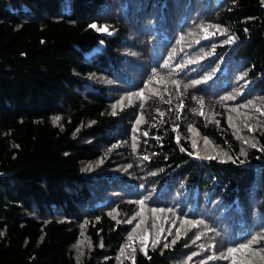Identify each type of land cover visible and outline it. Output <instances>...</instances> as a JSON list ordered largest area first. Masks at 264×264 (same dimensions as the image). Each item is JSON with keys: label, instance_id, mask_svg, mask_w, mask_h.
<instances>
[{"label": "trees", "instance_id": "obj_1", "mask_svg": "<svg viewBox=\"0 0 264 264\" xmlns=\"http://www.w3.org/2000/svg\"><path fill=\"white\" fill-rule=\"evenodd\" d=\"M238 256L264 264V0H0V264Z\"/></svg>", "mask_w": 264, "mask_h": 264}, {"label": "rangeland", "instance_id": "obj_2", "mask_svg": "<svg viewBox=\"0 0 264 264\" xmlns=\"http://www.w3.org/2000/svg\"><path fill=\"white\" fill-rule=\"evenodd\" d=\"M101 33H103V34H106V35H108L105 31H101ZM100 45L99 46H97V47H95L94 48V51L95 50H99L100 49ZM142 211H143V213H144V215H150L151 214V212H147V211H145V210H143L142 209ZM170 216L168 215V214H160V213H158V214H153V218H169ZM138 220L140 221V220H142V218H138ZM179 222H183V219L182 218H180V220H179ZM144 224H147L148 225V227L147 228H152L153 230H154V232H156V231H158V229H160V227H158V226H156L152 221H150L149 219H147V218H144ZM140 228V231L143 233V232H145L146 231V229H145V227L143 226V225H141V224H139L138 225ZM148 229V230H149ZM238 251V250H237ZM236 251V252H237ZM246 252V250H240V252ZM228 252H230L229 250H228ZM231 253V252H230ZM239 258V261H240V263L239 264H255V263H252V261L249 259L248 260V257H243V258H241L240 256H238ZM257 264H261V263H257Z\"/></svg>", "mask_w": 264, "mask_h": 264}, {"label": "snow or ice", "instance_id": "obj_3", "mask_svg": "<svg viewBox=\"0 0 264 264\" xmlns=\"http://www.w3.org/2000/svg\"><path fill=\"white\" fill-rule=\"evenodd\" d=\"M90 27H92V28H97V25L96 24H92V25H90ZM99 31H108V29L106 28V27H104V28H100V29H98ZM230 40H231V38L229 39V42H230ZM198 83H200V81H194L193 82V86L195 85V84H198ZM185 87H188V86H185ZM141 96L143 95V93H141L140 94ZM231 98H233V97H225L224 99H231ZM201 103H202V101H201ZM141 107H142V105H141ZM201 115H203V113L201 112ZM145 135H147V133H145ZM177 140H179V138L177 137ZM205 143H207V141H205ZM246 143H247V141H246ZM253 147H255V145L253 144L252 145ZM241 154L242 155H244L245 153L243 152V150H242V152H241ZM145 159H147V157H145ZM231 159V158H230ZM241 163H243V161H240ZM141 203H143V202H141ZM155 211V210H154ZM255 242V238H253V240L252 241H250V244L251 243H254ZM244 247H249V244H246V245H244ZM229 251L230 252H235V251H237V249L236 248H232V249H229Z\"/></svg>", "mask_w": 264, "mask_h": 264}]
</instances>
